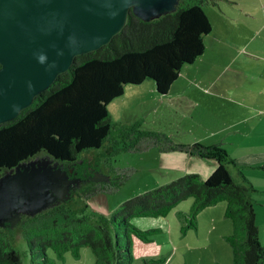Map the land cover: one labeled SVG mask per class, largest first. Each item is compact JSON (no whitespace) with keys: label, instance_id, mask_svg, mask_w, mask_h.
I'll use <instances>...</instances> for the list:
<instances>
[{"label":"trees","instance_id":"1","mask_svg":"<svg viewBox=\"0 0 264 264\" xmlns=\"http://www.w3.org/2000/svg\"><path fill=\"white\" fill-rule=\"evenodd\" d=\"M218 1L221 0H178L172 12L149 21L129 11L122 29L108 44L75 56L69 69L58 74L30 106L0 124V172L15 168L41 151L72 165L84 151L102 147L114 133L108 103L122 95L125 85L145 80L154 84L158 94H166L182 66L193 63L204 52L203 38L211 31V23L203 7ZM143 132L130 131L134 140L122 129L105 148V154L117 152L122 139L129 140L134 149L145 141L151 142L153 137ZM170 149L214 160L216 167L206 179L188 173L137 194L108 215L89 210L84 202L104 188L92 183L80 191L70 190L61 203L43 212L29 213L12 227H0V264H21L14 247L17 237L26 243L28 264H55L48 251L60 260L66 252L78 257L84 246L92 251L95 264H157L165 259H133L130 233L148 243L155 229L142 230L130 220L163 218L188 198L192 203L187 213L179 212L182 232L196 227L200 211L225 202L223 217L232 226L231 233L223 237L231 249L230 264H264V243L258 240L250 196L254 189L232 180L226 165L234 162L221 144L194 142ZM74 171L90 181L92 174L82 166Z\"/></svg>","mask_w":264,"mask_h":264},{"label":"rangeland","instance_id":"2","mask_svg":"<svg viewBox=\"0 0 264 264\" xmlns=\"http://www.w3.org/2000/svg\"><path fill=\"white\" fill-rule=\"evenodd\" d=\"M243 1L247 5L251 3V8L255 11L251 19L252 22L256 23L261 19L262 23L264 1ZM242 7L247 6L243 5ZM203 8L208 14L210 9H214L211 5H205ZM242 14H238L239 18L247 19L246 16H241ZM211 52L212 49H208V55H211ZM209 73L213 75V81H217L215 87L219 86L225 77L222 71L213 69ZM148 81L150 80H145L137 88L126 90L122 97L114 98L108 103L107 109L113 127L111 132L114 133L102 147L88 149L81 153L75 165L54 160L43 151L21 163L26 165L31 161H44L50 167L59 169L69 179L76 180L74 184L69 185V191H80L85 187H90L92 183L94 187L98 185L100 188H104L103 191L86 197L84 201L89 210L103 215L110 214L125 200L185 174L196 173L200 178L206 179L210 173L205 165L216 164L214 160H205L195 155H189L183 150L170 149L173 146L192 144L189 140L193 138L191 132L194 128L190 124L191 119L187 110L181 111L169 106L157 107L156 92L152 93L154 86L149 82L151 87ZM244 97L249 98L247 95ZM175 102L177 101L175 100ZM182 104L184 107L185 104ZM153 107H155L154 112L151 110ZM133 127L134 129H132ZM122 129L128 131L129 135L130 131L133 134L148 132L147 136L153 137V140L145 141L137 149L136 147L134 149L129 145V140L126 142L122 139V143L118 147L119 150L117 152L114 150L111 155H106L105 148L115 139L118 132L122 133ZM130 138L135 140L133 135H130ZM169 143L172 145L169 146ZM81 166L99 180L92 181L91 176L90 182L84 178L83 174L78 175L74 170ZM228 168L231 176L236 179L235 172L231 167L228 166ZM13 171L14 169L3 170L0 172V178ZM233 181L240 185L238 179ZM63 200L54 197L37 213L43 212ZM191 203V198L180 202L163 218L131 219V224L142 230L155 229V232L150 234L151 241L148 243L130 233V250L133 259H165L157 264H230L231 249L223 237L231 233L232 226L230 220L223 217L225 202H219L200 211L195 221L196 227L183 229L182 232L179 212L187 213ZM259 204L261 202H254L253 210L256 211L255 223L258 228V240L263 245L264 203H262V207H259ZM261 212H263V216ZM28 215L29 212H17L13 221L2 222L0 227H12L18 219ZM14 247L19 253L21 264H28L29 257L25 241L21 237L15 238ZM48 255L55 264H95L94 255L87 246L80 248L78 257L73 256L70 252H66L61 260L55 258L51 251H48Z\"/></svg>","mask_w":264,"mask_h":264},{"label":"water","instance_id":"3","mask_svg":"<svg viewBox=\"0 0 264 264\" xmlns=\"http://www.w3.org/2000/svg\"><path fill=\"white\" fill-rule=\"evenodd\" d=\"M178 0H0V124L14 119L69 69L75 56L109 43L128 12L149 21ZM0 178V223L66 199L69 179L44 161L19 163ZM10 169V170H12ZM92 181H98L94 175Z\"/></svg>","mask_w":264,"mask_h":264},{"label":"crops","instance_id":"4","mask_svg":"<svg viewBox=\"0 0 264 264\" xmlns=\"http://www.w3.org/2000/svg\"><path fill=\"white\" fill-rule=\"evenodd\" d=\"M245 3L243 0H221L216 5H211L214 9H210L209 14L205 11L211 23V31L203 38L202 55L193 63L182 66L178 78L166 94H158L152 87L154 84L151 81L148 83L152 84L149 83L152 93L156 92L157 107L187 110L190 124L194 128L191 132L193 138L189 141L203 145L221 144L234 162L227 164V170L228 166L231 167L240 185H250L254 189L250 192L252 206L254 202H261L259 207H262L264 17L262 23L261 19L259 22H252L255 11L251 8V3ZM243 5L247 7H242ZM238 14L247 19H240ZM210 48L212 52L208 55ZM213 69L225 74L217 87V81L214 82L213 75L209 73ZM138 85H125L119 97ZM245 95L249 98H245ZM182 103L185 104L184 107ZM155 107L151 108L153 112ZM205 166L211 173L216 164ZM228 172L231 176L230 171ZM231 178L236 181L233 176ZM254 212L256 216V211ZM261 215L263 216V212Z\"/></svg>","mask_w":264,"mask_h":264},{"label":"flooded vegetation","instance_id":"5","mask_svg":"<svg viewBox=\"0 0 264 264\" xmlns=\"http://www.w3.org/2000/svg\"><path fill=\"white\" fill-rule=\"evenodd\" d=\"M73 165H75V164H73Z\"/></svg>","mask_w":264,"mask_h":264}]
</instances>
